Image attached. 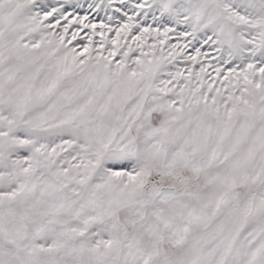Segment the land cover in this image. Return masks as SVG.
<instances>
[{
    "label": "snow or ice",
    "instance_id": "obj_1",
    "mask_svg": "<svg viewBox=\"0 0 264 264\" xmlns=\"http://www.w3.org/2000/svg\"><path fill=\"white\" fill-rule=\"evenodd\" d=\"M0 264H264V0H0Z\"/></svg>",
    "mask_w": 264,
    "mask_h": 264
}]
</instances>
